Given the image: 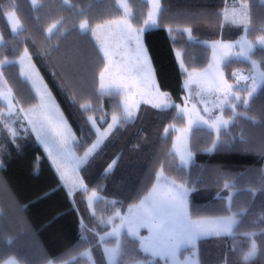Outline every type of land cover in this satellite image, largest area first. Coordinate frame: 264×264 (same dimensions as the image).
Returning <instances> with one entry per match:
<instances>
[{"label":"trees","instance_id":"obj_1","mask_svg":"<svg viewBox=\"0 0 264 264\" xmlns=\"http://www.w3.org/2000/svg\"><path fill=\"white\" fill-rule=\"evenodd\" d=\"M39 1L35 7L31 0H0V62L11 61L2 71L15 97L24 106L34 105L36 98L15 62L26 50L30 53L71 122L81 154L97 138L92 116L105 118L106 123L115 115L120 117V125L81 169L89 190L100 191L105 200L114 202L116 207L110 213L125 211L151 191L163 171L192 189L189 201L193 217L235 213L239 218L235 235L199 241L201 264H264V85L249 108L241 109L247 116L237 119L229 132L221 135L213 151V132L205 128L193 130L190 147L195 159L188 168L181 166L172 152L175 133L167 132L171 125L185 124L176 106L184 102L186 93V74L177 50L183 51L188 70L203 69L209 64L211 49L200 41L233 40L241 35L239 27L225 24L227 0H162L159 25L145 32L144 42L159 85L171 94L175 106L159 110L143 105L135 120L125 117L119 94L100 92L107 60L92 31L80 29L84 21L94 27L123 16L118 0ZM128 1L133 24L141 27L150 4L145 0ZM247 1L251 10L249 36L256 39L264 33V4L260 0ZM11 11L17 13L23 25L18 33L13 32L7 18ZM57 22L58 30L49 36L47 30ZM228 28L237 31H226ZM186 29H191L199 42L189 41ZM255 56L262 60L264 69V50H257ZM247 64L230 62L227 75L233 77L234 70ZM2 189L8 191L22 217H18L16 208L6 209L8 202L12 203L9 198L1 199L0 264L11 258L22 264L85 262L82 254L91 243L83 237V223L92 227L98 220L82 214V206L70 196L43 147L33 137L18 143L7 137L1 139ZM231 190L235 192L228 206L226 196ZM112 241L117 243L112 264H162L143 250L136 238L123 234L120 241ZM253 243L255 254L245 259ZM95 252L98 264H111L100 251Z\"/></svg>","mask_w":264,"mask_h":264},{"label":"rangeland","instance_id":"obj_2","mask_svg":"<svg viewBox=\"0 0 264 264\" xmlns=\"http://www.w3.org/2000/svg\"><path fill=\"white\" fill-rule=\"evenodd\" d=\"M150 4V11L146 21L141 27L133 24V11L128 0H118V6L124 14L117 19L99 23L91 27L87 21L80 24L83 32L92 31V35L99 45L102 53L105 55L107 65L100 78V92L103 94L117 93L121 99L122 108L125 117L129 120H135L139 110L143 105H150L156 109H168L175 106V102L170 93L163 91L159 85L155 67L145 46L144 34L146 30L156 28L159 25L160 15L162 13V0H145ZM33 6H39V0H31ZM223 11L225 24L235 25L241 29V35L233 40H204L198 41L192 35L191 29H186L187 38L191 42H199L211 49L209 64L203 69L188 70L184 64L183 51L177 50L179 64L186 74L184 102L176 105L179 114L185 119L183 126L171 125L167 132L175 133L173 139L172 152L179 159V164L184 167H190L195 159L191 150V137L196 128H205L215 135V142L210 151H213L221 140V135L229 132L230 127L241 117H246V112L241 109H248L252 98L258 93L264 85V69L261 67L262 60L255 56L259 49L264 50V43L261 37L250 38L251 29V10L250 3L247 0H227ZM264 4V0H260ZM8 21L14 33L22 30L23 25L17 13L11 11L7 14ZM60 23H54L47 30L50 36L58 30ZM130 26V27H129ZM139 30L140 45L146 52L148 58V67L150 69V83L154 88H146L142 82L140 74L136 71V41L128 38L130 32L133 36ZM235 32L236 29H225ZM226 36V33H225ZM3 38L0 33V47ZM225 44H231L232 47L225 49ZM227 53L222 57L223 53ZM247 62V66L234 70L233 77L227 75L226 66L232 61ZM11 61L0 62V141L7 137L18 143L22 138L33 137L44 149L46 155L54 165L59 174L63 185L67 188L70 196L77 199L82 206V214L85 216H95L98 222L92 227L83 223L84 236L87 237L91 246L82 254L85 258L83 264H98L95 250L100 251L107 261L113 262L116 254L117 243H112L114 238L120 241L123 234H127L140 241L141 248L153 256L155 260L162 261V264H201L199 258V241L203 238L235 235L236 225L239 222L237 214L231 213L226 216L215 217H193L190 212L189 196L190 188L177 182L171 177H167L163 171L159 174L158 181L151 188L146 196L137 203L129 206L125 211L115 210L116 205L106 199L100 191L89 190V186L84 180L81 169L88 161L101 149L108 137L120 125V117L116 116V121L111 120L106 123L105 118L98 120L95 116L90 121L97 132L95 141L84 151L79 153L77 143L79 139L75 133L71 122L60 107L49 84L45 80L42 72L35 64L32 56L26 50L23 55L15 62L20 67V75L27 82L36 98V103L31 106H24L22 102L14 95L12 87L6 81L3 74V67ZM107 69V71H105ZM129 78L124 80L122 78ZM211 77L223 79L231 88L222 86L216 90L211 83ZM134 86L130 88H121L117 85L127 82ZM101 84L104 87H101ZM131 112V115L128 112ZM109 125H112L109 128ZM96 144L92 153L85 155L88 150ZM108 171V170H107ZM174 186H183L189 190L185 201V211L192 220L201 222H215V225L202 234L195 242V247L189 244L181 245L176 255H160L158 246L163 243L158 240L148 228H138L135 234L128 230L124 222L129 217V210L135 215L141 210V204L146 198L153 195L165 197L169 190L175 191ZM3 190V191H2ZM0 190L1 199L9 198L10 210L14 207V201L10 194L4 189ZM235 190L226 196L228 206H231ZM84 193V195H79ZM95 193V195H93ZM10 207V208H9ZM18 217L21 218L16 205ZM3 209L0 206V215ZM123 218V220H122ZM111 241V242H110ZM112 243V244H111ZM120 242H118L119 244ZM1 264H22L15 258L8 259ZM50 264H69L50 263Z\"/></svg>","mask_w":264,"mask_h":264},{"label":"snow or ice","instance_id":"obj_3","mask_svg":"<svg viewBox=\"0 0 264 264\" xmlns=\"http://www.w3.org/2000/svg\"><path fill=\"white\" fill-rule=\"evenodd\" d=\"M130 27V26H129ZM129 39L136 41V71L140 74L143 84L146 88H154V84L150 83V69L148 67V58L143 47L140 45L139 30L133 36L130 32L128 33ZM261 42L264 43V37H261ZM231 44H225L224 48H231ZM227 53H223L226 56ZM107 71V69L105 70ZM127 80L129 78H122ZM211 83L215 86L216 90L221 89L222 86L231 88V85H227L223 79H216L211 77ZM135 80L132 83H121L117 87L130 88L134 86ZM103 88L104 85L101 84ZM131 115V112H128ZM116 117L113 116V121H116ZM112 125H109L111 128ZM96 148V144L88 150L85 155L92 153L93 149ZM175 191L169 190L165 197L159 195H153L150 198H146L141 204V210H138L135 215L131 213L129 217L124 221L130 233L135 234L136 230L141 227L148 228L149 231L160 241L159 248L160 255H176L181 245L189 244L195 247L197 239L204 234L208 229L218 226L215 222H201L199 220H192L185 211V201L188 196L189 190L183 186H174ZM95 195V193H93ZM123 220V218H122ZM256 245L253 243L252 251L245 256L248 259L249 256L255 254Z\"/></svg>","mask_w":264,"mask_h":264}]
</instances>
